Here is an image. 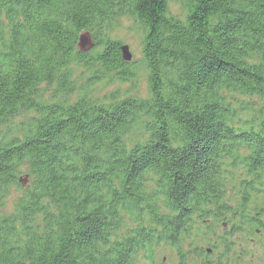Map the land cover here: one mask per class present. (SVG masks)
I'll list each match as a JSON object with an SVG mask.
<instances>
[{
    "label": "trees",
    "instance_id": "16d2710c",
    "mask_svg": "<svg viewBox=\"0 0 264 264\" xmlns=\"http://www.w3.org/2000/svg\"><path fill=\"white\" fill-rule=\"evenodd\" d=\"M171 2L0 0V264L264 256V0H185L184 19ZM124 18L145 33L148 97L75 98L78 69L131 81Z\"/></svg>",
    "mask_w": 264,
    "mask_h": 264
},
{
    "label": "rangeland",
    "instance_id": "374dc122",
    "mask_svg": "<svg viewBox=\"0 0 264 264\" xmlns=\"http://www.w3.org/2000/svg\"><path fill=\"white\" fill-rule=\"evenodd\" d=\"M170 11L174 17L184 19L187 13V9L185 7V0H172L170 4ZM118 29L112 35L113 38L120 41L123 46L129 47V52L132 56V60L129 63L130 66L126 71L131 75L129 78L130 82H121L116 80L110 79L106 82L100 84H93L89 83V76L90 74H86L82 77L80 70L75 71L76 79L79 77L81 79L77 85V93L76 96L81 94L82 89H86L83 93H86L89 97L98 102H105L107 97H110L112 93L119 92L122 98L127 97H135V98H147L149 94V84H148V70L146 68V64L142 54V44L144 39V30L140 27L137 22L132 18H124L119 21ZM89 83V84H88ZM92 84V85H91ZM48 86H44L43 91V101L50 102L55 100L58 97V102L60 93L56 95L53 99L54 90L56 89V85L52 86V88H47ZM33 116L30 113H24L19 115V117L14 121L13 125H10L8 128L7 133L9 135L14 134L17 135L19 132L23 131V128L20 127L23 125H27L26 127L30 126L32 123ZM141 127L138 126L136 129V136L135 141L141 140ZM21 135V134H19ZM18 190H14L12 192L11 198L7 201V212L13 210L12 207V200L18 196ZM258 252L259 257H261V262L258 264H264V256L260 253L261 250H256ZM168 253H165L167 255ZM164 253L160 255V258H168V255L165 257ZM169 264V262H166Z\"/></svg>",
    "mask_w": 264,
    "mask_h": 264
},
{
    "label": "water",
    "instance_id": "95a60500",
    "mask_svg": "<svg viewBox=\"0 0 264 264\" xmlns=\"http://www.w3.org/2000/svg\"><path fill=\"white\" fill-rule=\"evenodd\" d=\"M93 49H94V42L92 36L89 33H84L83 35H81L79 39V50L82 53H88ZM122 54H123V59L126 63L131 62L132 56L129 52L128 46L122 47ZM21 183L23 186H26L28 184V179H21Z\"/></svg>",
    "mask_w": 264,
    "mask_h": 264
}]
</instances>
